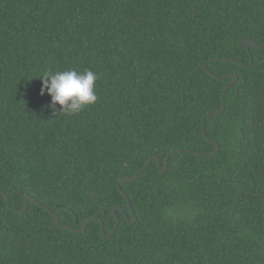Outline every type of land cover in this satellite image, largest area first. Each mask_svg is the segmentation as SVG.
Returning a JSON list of instances; mask_svg holds the SVG:
<instances>
[{
    "label": "trees",
    "instance_id": "16d2710c",
    "mask_svg": "<svg viewBox=\"0 0 264 264\" xmlns=\"http://www.w3.org/2000/svg\"><path fill=\"white\" fill-rule=\"evenodd\" d=\"M245 37L264 42V0H0V264H264V47L246 65ZM70 69L98 99L54 114L39 76ZM151 155L165 172L121 184L135 223L55 224L108 233ZM20 191L37 203L17 212Z\"/></svg>",
    "mask_w": 264,
    "mask_h": 264
},
{
    "label": "clouds",
    "instance_id": "9594fccd",
    "mask_svg": "<svg viewBox=\"0 0 264 264\" xmlns=\"http://www.w3.org/2000/svg\"><path fill=\"white\" fill-rule=\"evenodd\" d=\"M39 78L42 84L40 92L50 96L49 107L54 114L57 113V105L58 113L79 114L98 99L95 92L98 76L90 69L83 72L74 69L57 72L47 70Z\"/></svg>",
    "mask_w": 264,
    "mask_h": 264
},
{
    "label": "water",
    "instance_id": "95a60500",
    "mask_svg": "<svg viewBox=\"0 0 264 264\" xmlns=\"http://www.w3.org/2000/svg\"><path fill=\"white\" fill-rule=\"evenodd\" d=\"M241 46L244 47L248 53H249V62L246 64V65H251L252 63V54L250 53V46H253V47H256V48H262L264 47V42L262 43H257L255 42L253 39H251L250 37H245L241 40ZM211 59V58H210ZM205 60L203 62V68L207 70V62L210 60ZM215 78H219V79H222V78H230V81L228 83H226L223 87H222V91H221V107L217 110H214L212 112H206L205 114H203L202 116V128H203V135L204 137L206 138L207 135H206V131H205V117L209 114H212V113H218V112H221L223 111L224 109V106H225V102H224V97H225V92L226 90L230 87V85L237 79L238 75L235 73V72H230V73H227V74H224V75H221V76H217L215 74H212ZM211 142L214 143V148L210 151V152H207L206 155H211V154H214V153H217L218 150H219V145H218V142L216 140H213L211 139L210 140ZM185 149H181L179 151L183 152ZM192 153H195L196 155H200V153L198 152H195L194 150H188ZM171 153V151L169 152V154ZM152 160H155L156 161V164L158 165V168L161 172H165L168 168V155H165L164 157V163L163 165L161 164V159L159 157H157L156 155H151L150 157H148L146 163L142 166V168H140L135 174L133 175H124V176H121L116 184V187L118 190H120L122 192V194L127 198V195L125 193L124 190H122L121 188V184L126 182V181H129V180H133L135 179L138 174L143 171L146 167H148ZM0 195H4L5 199H6V204L9 206V198H8V195L0 189ZM20 195L24 196V204L21 208H14L15 211L17 212H20V211H23L27 208V204H28V201H32V202H35L37 203V200L28 195V194H24L23 191H20ZM128 200V198H127ZM128 206H129V209H130V214L131 216L128 217L125 210L119 206V205H115L111 208V211H112V214L115 218V224L114 226L110 229V231L108 233L105 232L104 230V223L98 218V217H95V216H92V217H88L86 219H84L82 222H81V226L80 228H75L71 225H67V224H62L60 222V219L58 217V215L56 213H54L53 211L49 210V212L52 214V216L54 217V221H55V224L58 226V227H61V228H64V229H67V230H70L71 232L75 233V234H80L82 232L85 231L86 229V226H87V223H89L90 221H96V222H99L100 224V231H101V236L103 238H109L112 233L114 232V230L117 228L118 224H119V221H120V218L119 216L117 215L116 213V210L119 209L122 211V214L123 216L125 217V219H127L130 223H135L136 221V216L133 212V209L131 208V204H130V201L128 200Z\"/></svg>",
    "mask_w": 264,
    "mask_h": 264
}]
</instances>
